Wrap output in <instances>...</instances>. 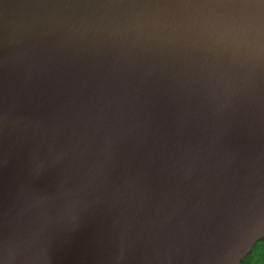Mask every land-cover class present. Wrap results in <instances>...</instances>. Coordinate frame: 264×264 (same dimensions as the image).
Instances as JSON below:
<instances>
[{
  "label": "water",
  "instance_id": "obj_1",
  "mask_svg": "<svg viewBox=\"0 0 264 264\" xmlns=\"http://www.w3.org/2000/svg\"><path fill=\"white\" fill-rule=\"evenodd\" d=\"M262 240L264 0H0V264Z\"/></svg>",
  "mask_w": 264,
  "mask_h": 264
},
{
  "label": "trees",
  "instance_id": "obj_2",
  "mask_svg": "<svg viewBox=\"0 0 264 264\" xmlns=\"http://www.w3.org/2000/svg\"><path fill=\"white\" fill-rule=\"evenodd\" d=\"M254 248H257L254 261H256V264H262L264 262V240L257 242ZM249 257L251 256L246 257L245 260L247 261Z\"/></svg>",
  "mask_w": 264,
  "mask_h": 264
},
{
  "label": "rangeland",
  "instance_id": "obj_3",
  "mask_svg": "<svg viewBox=\"0 0 264 264\" xmlns=\"http://www.w3.org/2000/svg\"><path fill=\"white\" fill-rule=\"evenodd\" d=\"M256 249L255 248L253 249V251L251 252V255H250L251 257H249L248 260H247L249 262V264H256V261H254V259H255L254 256H255ZM262 264H264V262Z\"/></svg>",
  "mask_w": 264,
  "mask_h": 264
},
{
  "label": "flooded vegetation",
  "instance_id": "obj_4",
  "mask_svg": "<svg viewBox=\"0 0 264 264\" xmlns=\"http://www.w3.org/2000/svg\"><path fill=\"white\" fill-rule=\"evenodd\" d=\"M254 247H255V245L252 247V251H253ZM252 251H251V252H252ZM250 255H251V253H250L249 255H247L246 257H248V256H250ZM246 257H245V258H246ZM245 258H244L239 264H248L249 262L246 261Z\"/></svg>",
  "mask_w": 264,
  "mask_h": 264
}]
</instances>
